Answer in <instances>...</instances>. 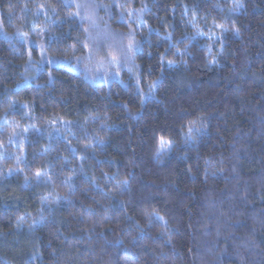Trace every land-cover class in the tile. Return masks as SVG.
I'll return each mask as SVG.
<instances>
[{"label": "trees", "instance_id": "trees-1", "mask_svg": "<svg viewBox=\"0 0 264 264\" xmlns=\"http://www.w3.org/2000/svg\"><path fill=\"white\" fill-rule=\"evenodd\" d=\"M0 264H264V0H0Z\"/></svg>", "mask_w": 264, "mask_h": 264}, {"label": "snow or ice", "instance_id": "snow-or-ice-1", "mask_svg": "<svg viewBox=\"0 0 264 264\" xmlns=\"http://www.w3.org/2000/svg\"><path fill=\"white\" fill-rule=\"evenodd\" d=\"M128 47H129V49H131L132 48V45H129ZM190 131H191V129H190ZM160 146H161V150H163L165 147H170L171 146V141H167V140L161 139L160 140ZM36 174H37V176L40 175L39 172H37Z\"/></svg>", "mask_w": 264, "mask_h": 264}]
</instances>
